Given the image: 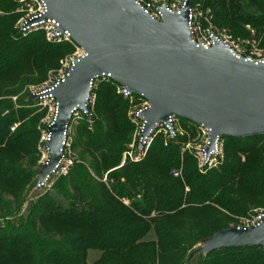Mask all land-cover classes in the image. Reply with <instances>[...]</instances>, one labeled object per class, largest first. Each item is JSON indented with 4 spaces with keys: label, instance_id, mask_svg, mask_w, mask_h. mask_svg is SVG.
<instances>
[{
    "label": "trees",
    "instance_id": "1",
    "mask_svg": "<svg viewBox=\"0 0 264 264\" xmlns=\"http://www.w3.org/2000/svg\"><path fill=\"white\" fill-rule=\"evenodd\" d=\"M16 6L0 0V264H184L201 239L264 205V135L222 136L223 161L206 171L181 151L185 134L166 144L156 134L140 160L120 164L134 124L128 99L105 78L91 90L90 114L70 122L71 165L19 213L35 185L42 115L26 86L40 84L72 47L46 42L39 30L18 33ZM202 6L214 26L237 37L247 25L264 41V0ZM186 126L194 131V123ZM179 168L180 177L170 175ZM90 249L98 254L89 263ZM197 257L196 264H264L258 245Z\"/></svg>",
    "mask_w": 264,
    "mask_h": 264
},
{
    "label": "water",
    "instance_id": "2",
    "mask_svg": "<svg viewBox=\"0 0 264 264\" xmlns=\"http://www.w3.org/2000/svg\"><path fill=\"white\" fill-rule=\"evenodd\" d=\"M43 17L69 32L84 55L44 94L55 101L46 126L47 158L38 171L37 187L54 171L73 111H86L90 82L109 75L147 107L140 138L170 115L210 129L215 136L243 139L264 135V60L243 57L217 39L210 47L191 42L187 27L190 0L177 12L158 8L160 20L134 0H43ZM38 94H29L35 101ZM141 143L139 142V146ZM184 264L200 253L258 245L264 251V216L255 225L229 226L201 239Z\"/></svg>",
    "mask_w": 264,
    "mask_h": 264
},
{
    "label": "built area",
    "instance_id": "3",
    "mask_svg": "<svg viewBox=\"0 0 264 264\" xmlns=\"http://www.w3.org/2000/svg\"><path fill=\"white\" fill-rule=\"evenodd\" d=\"M16 2L15 11L19 14L14 22V28L16 31L22 35H25L32 31H41L43 38L49 43H62L66 42L71 45L72 49L63 58L60 67L58 68L56 74L43 81L39 85H28L29 94H38V103L46 104L48 106V116L45 120V126L50 122L55 109V101L50 94H44L56 81L57 79H62L73 65V63L84 55L81 47L76 45L70 38L69 32L66 29L61 30L58 27V22L53 18L43 17L46 12V5L43 0H14ZM140 5L142 10L149 14L150 17L160 20V11L158 8L164 7L168 12H177L184 0H174V1H148V0H134ZM203 0H190L189 7L187 9V27L188 35L192 43L196 45H201L202 47H210L213 44V40L217 39L226 44H228L234 53L241 55L243 57H248L251 59L264 60V53L258 54L256 56L242 55L237 49L236 45L229 41L228 37L223 34H219L213 29L211 23V13L208 7L202 6ZM110 78L109 75L95 77L90 82L91 90L96 86L98 80ZM91 90L87 99L86 111L75 110L72 113L71 120L79 118L81 114L89 115L88 105L93 100ZM116 93L122 94L131 103L127 111L128 118L135 125V140L130 144L129 151L126 152L127 156L132 161L140 160L144 154L145 150L150 143L151 139L156 135L160 134L163 137V144L176 136L183 135V132L179 128L178 121L179 118L175 115H170L167 118V122H157L154 123L152 128L149 129L148 135L140 138V131L143 125V121L139 116V111L147 107V102L140 96L128 93L125 88L118 85L115 89ZM70 120V121H71ZM70 128V122L66 128L64 141L60 149V160L55 166L54 171L47 176L41 186L46 188L50 187L52 181L59 176L64 174L68 166L72 163L71 159L66 156V146L67 144V134ZM210 129L206 125H197L193 131V137L191 140H186L182 146L181 151L189 152L195 160L196 167L199 171H206L210 168L216 167L218 160L222 155V144L223 137L215 136L211 146L209 141ZM47 138V130L42 136L45 141ZM139 142L141 145L139 146ZM47 158V152L45 150V156L42 157L43 163ZM173 177H180V169H174L170 172ZM38 182L36 183V187ZM260 216H264V207L254 209L249 217L241 218L237 226H250L255 225L259 222Z\"/></svg>",
    "mask_w": 264,
    "mask_h": 264
},
{
    "label": "rangeland",
    "instance_id": "4",
    "mask_svg": "<svg viewBox=\"0 0 264 264\" xmlns=\"http://www.w3.org/2000/svg\"><path fill=\"white\" fill-rule=\"evenodd\" d=\"M148 1L155 2V1H160V0H148ZM166 1H174V0H166ZM213 29L217 33L223 34L226 37H228L229 41H231L232 44L236 45L237 49L239 50V52L242 55L256 56L258 54L264 53V41H262L263 32L256 33L253 29H251L247 25H245V30L247 31V34L245 36L234 37L233 36V32L229 31L228 29H226L224 27H217V26L213 25ZM66 55H67V53L62 55V56H60V57H58L56 59L55 65L47 70L46 78L43 81H47L48 79L52 78L56 74L58 68L60 67V64H61L63 58ZM37 85H39V84H37ZM27 87L28 86H26V91L28 92ZM12 99H14V97H12ZM129 104L131 105L130 102H129ZM35 105L37 106L38 111L42 113V115L40 116V118H38L37 123H36V129L38 130V138H37V141H36V150H37V153H38V159H37L36 163H37V166H38V170L36 172V180L34 182L35 185H33L29 189V191H28L29 192L28 199H27V201H25L23 203L22 208L19 211V213H21V214L25 213L26 208L28 207V204H29L30 200H32L35 196H37V194L49 189L51 187V185H52L51 184L50 187H48V188H46L45 186H40L39 188L36 187L38 171H39L41 165L43 164L42 157L45 156V148H44V145H43L44 144V140L42 139V136L46 132L45 120H46V118L48 116V106L46 104H42V103L40 104L37 101H36ZM76 119H78V118H75V119L71 120L72 123H74ZM189 122L190 121H188V120L179 118V121H178V124H177L179 126V128L181 129V131L183 132V134H185L187 140H191L192 137H193V132L191 133V130L186 126L187 123H189ZM72 133H73V125L70 126L68 134H67V144L68 145L66 146V153H65L67 158L71 159V161L75 157L74 153L70 151V147H69L70 138H71ZM134 140H135V125H134V128H133L130 140L125 145L124 151L121 153L120 164H122L126 159L129 160V161H132V160L129 159V157L127 156L126 152L129 151V146H130V144H132V142H134ZM223 158H224V153H223V150H222V155H221L220 159L218 160V163H221L223 161ZM104 179H105V177L103 176L102 180H104ZM53 181H52V183H53ZM263 202H264V197H263ZM260 207H264V205H262V206H250L244 215L234 216L235 223H238L241 218L249 217V215L253 212L254 209H257V208H260ZM152 235L153 234L150 231L147 236L151 237ZM197 245L198 244H196L195 247ZM97 254H98V251L95 250V249L88 250L87 251V261L89 263L91 261H93L97 257ZM197 254H200V253H197ZM197 254L193 255L189 259L188 264H196L197 258H198Z\"/></svg>",
    "mask_w": 264,
    "mask_h": 264
}]
</instances>
